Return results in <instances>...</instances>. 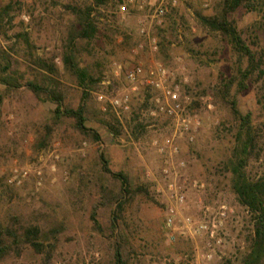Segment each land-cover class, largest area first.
<instances>
[{
	"label": "rangeland",
	"instance_id": "374dc122",
	"mask_svg": "<svg viewBox=\"0 0 264 264\" xmlns=\"http://www.w3.org/2000/svg\"><path fill=\"white\" fill-rule=\"evenodd\" d=\"M121 1L111 0L95 8L98 33L89 43L79 46L83 63L100 73V87L112 86L109 92L108 88L94 92L89 103L98 104L96 93L111 94L125 85L123 77L114 74V62L127 69L151 57L147 51L132 53L144 42L138 32V21L146 13L138 12L135 3L127 14L121 15ZM222 2L179 0L160 25L153 24L150 28L158 43H164L155 58L175 71L177 82L187 79L184 90L191 98L192 114L201 123L195 141L182 145L179 159L187 165L185 177L199 181L203 187L186 190L180 218L191 217L195 221L216 218L217 236L223 244L215 248L213 258L207 261L204 256V236L189 238L177 234L171 242L166 235L164 218L169 194L166 181L159 174L160 161L151 141L170 132L163 118L154 121L149 115L147 106L141 102L142 93L132 97L130 113L115 116L121 126L117 138L91 116L88 126L99 136V141L94 142L79 133L71 120L53 125L54 105L39 102L30 91L21 88L0 106V221L15 227L26 224L47 227L56 221L63 224L64 231L50 262H45L44 255L23 248L19 255L12 254L0 264H109L108 234L93 230L90 220L92 208L102 200V188L114 189L112 180L101 171L100 155L105 157L111 171L128 174L133 189L125 197L121 214L134 250L130 264H189L186 261L190 259L191 264H241L250 248L253 227L249 213L230 190L229 176L218 166L232 142L235 121L229 107L214 92L233 73L235 55L223 36L204 27L197 15L218 17ZM8 3L13 5V21L3 24L6 35H0V47L9 51L14 34L26 33L34 54L48 59L61 53L73 20L63 7L84 8L92 5L93 0H0V8ZM232 19L246 43L254 42L251 47L262 61L247 89L236 96L238 109L252 114L257 129L258 144L247 173L258 179L264 176V9L261 13L240 9ZM15 49L16 53H10L24 69L28 49L22 40ZM55 63L61 70L58 58ZM64 83V104L76 107L80 90L71 81ZM202 98L209 99L211 110ZM99 113L98 119L110 121L109 114ZM46 135L47 146L42 148L40 143ZM222 205L230 212L219 221L217 213ZM109 211L108 206L97 211L104 225ZM184 256L188 257L186 261Z\"/></svg>",
	"mask_w": 264,
	"mask_h": 264
},
{
	"label": "trees",
	"instance_id": "16d2710c",
	"mask_svg": "<svg viewBox=\"0 0 264 264\" xmlns=\"http://www.w3.org/2000/svg\"><path fill=\"white\" fill-rule=\"evenodd\" d=\"M110 1L93 0L92 5L84 8L63 7L72 15L73 20L61 53L57 56L47 59L34 54L32 50L34 47L26 33L14 34V43L8 48L9 51L0 47V106L16 91L25 88L39 102H49L54 105L51 114L53 125L64 119L71 120L79 133L98 142L97 132L88 126L93 115L95 123L102 125L112 137H119L121 126L115 115L109 114L110 121L98 119L97 115L100 114L98 104L89 103L94 92L100 91L101 88H105L106 91L108 88L109 92L112 86L100 87L102 84L100 73L83 63L79 49L81 43H89L98 33L94 19L95 8L105 6ZM240 9L261 13L264 9V1L223 0L218 17L197 15L204 27L223 36L235 55L233 73L214 89L215 97L229 107L235 121L232 142L218 166L222 173L229 176L230 190L237 203L247 210L252 222L253 235L250 248L242 257L241 264H264V176L252 179L247 173V166L258 144L257 129L254 126L252 114L242 113L236 101L237 94L247 89L248 82L259 70L262 61L260 54L251 47L254 42L252 41L251 45L246 43L232 19V15ZM12 11L11 3L0 8V35H6L3 24H10L13 21ZM21 40L28 49L26 60L28 63L24 69L20 67L18 59L11 54L16 53V45ZM158 48L160 51L163 50L162 41H159ZM56 58L60 62L61 70L55 63ZM65 80L71 81L80 90V102L76 107L64 104ZM138 127L143 129L140 125ZM138 127L135 128L136 132H139ZM46 130V134L49 135L51 126L48 125ZM48 135L40 143L42 148L47 146ZM99 158L101 171L112 180L114 189L102 188V200L92 208L90 220L93 230L100 234L105 232L108 234L111 250L109 264H130L134 250L121 214L125 197L131 195L133 189L127 173L111 171L105 157L100 155ZM138 190L141 191V189ZM107 206L110 211L104 225L100 222L97 211L99 207ZM63 231V224L56 221L49 223L47 227L31 224L15 227L0 221V262L12 254L19 255L23 248H29L36 254L44 255V260L48 263Z\"/></svg>",
	"mask_w": 264,
	"mask_h": 264
},
{
	"label": "built area",
	"instance_id": "2783aa9c",
	"mask_svg": "<svg viewBox=\"0 0 264 264\" xmlns=\"http://www.w3.org/2000/svg\"><path fill=\"white\" fill-rule=\"evenodd\" d=\"M179 0H122L119 5V14L129 12V8L136 3L138 12L146 15L138 21V32L144 42L139 43L133 50L134 55L148 52L151 56L147 62L137 61L129 68L114 62L112 68L116 77H123L125 85L113 93H96V100L102 114H113L120 118L123 114L131 112L132 97L141 93L142 104L147 106V111L154 121L163 118L169 127V135L161 139H153L151 146L160 161L159 174L166 181L168 201L164 228L171 242L176 235L189 238L205 237L204 255L207 261L213 258L216 247H221L223 241L217 236L219 222L216 218H206L195 221L191 217H181L180 211L185 206V193L188 188H202L203 184L197 180H188L184 173L187 165L179 159L183 144L189 145L195 141L201 127L191 111V98L184 90L187 79L177 82L175 71L157 61V38L150 33L153 24L160 25L164 17L175 8ZM207 103V108L212 109L209 99L202 98ZM230 212L227 207L220 206L217 216L219 221L227 217ZM183 258L179 257V260ZM185 261L188 259L184 256ZM191 264L192 260L186 261Z\"/></svg>",
	"mask_w": 264,
	"mask_h": 264
}]
</instances>
